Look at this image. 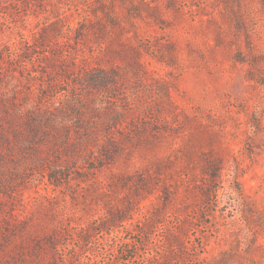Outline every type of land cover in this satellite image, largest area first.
I'll use <instances>...</instances> for the list:
<instances>
[{"label":"rangeland","instance_id":"1","mask_svg":"<svg viewBox=\"0 0 264 264\" xmlns=\"http://www.w3.org/2000/svg\"><path fill=\"white\" fill-rule=\"evenodd\" d=\"M0 264H264V0H0Z\"/></svg>","mask_w":264,"mask_h":264},{"label":"trees","instance_id":"2","mask_svg":"<svg viewBox=\"0 0 264 264\" xmlns=\"http://www.w3.org/2000/svg\"><path fill=\"white\" fill-rule=\"evenodd\" d=\"M113 55H117L114 51L111 52ZM63 62V61H62ZM94 68L96 69H92L90 71H97L99 72V74L102 75V78H98L97 81H94L92 85L93 88H95L96 90H104V89H108V88H112V87H117L119 86L120 81L123 79L122 76V69L118 64H113L111 67H107L105 65H101V64H97L96 67L94 66ZM111 86V87H110ZM28 120L30 121V123L33 120L32 115H30L28 117ZM36 121V120H35ZM132 121H130V124H132ZM38 122V120H37ZM37 122L35 124H37ZM112 123L115 124H119V117L116 119L114 118L113 121H111ZM135 130H137L135 128ZM133 133V131H131ZM119 133L118 134L112 129V127H108L106 128V132L103 134H97V140L100 144L99 149L101 150V155H102V159L105 160H109V162H114L115 158L120 154L122 147L125 146V144H129V145H134L137 143H146L149 142V134L146 130L142 131V132H138L135 131L136 135H135V140L133 139V136L130 132H127V134L124 133ZM99 138V139H98ZM205 172L209 173L211 176V180H215L217 181L218 178V170L219 167L215 166V165H208L205 166ZM148 180H143L142 182H145ZM148 185V184H147ZM147 188V187H142V189ZM205 197L207 196V191H203ZM158 216V215H157ZM127 217V215H122L120 218H118L117 220L114 221H109L107 224L108 226H115L116 224H118V222H121L123 220H125ZM105 227V226H103ZM175 246H179V245H175Z\"/></svg>","mask_w":264,"mask_h":264}]
</instances>
